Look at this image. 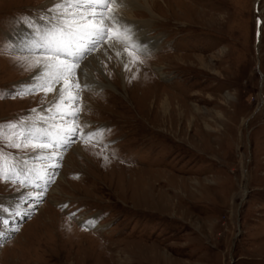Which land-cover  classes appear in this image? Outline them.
Returning a JSON list of instances; mask_svg holds the SVG:
<instances>
[{"label":"rangeland","instance_id":"rangeland-1","mask_svg":"<svg viewBox=\"0 0 264 264\" xmlns=\"http://www.w3.org/2000/svg\"><path fill=\"white\" fill-rule=\"evenodd\" d=\"M49 1L0 0V264H264V0H136L131 38L106 43L144 51L80 85L76 124L98 135L54 149L59 167L9 133L59 123L49 94L17 95L39 83L18 42L57 23Z\"/></svg>","mask_w":264,"mask_h":264},{"label":"snow or ice","instance_id":"snow-or-ice-1","mask_svg":"<svg viewBox=\"0 0 264 264\" xmlns=\"http://www.w3.org/2000/svg\"><path fill=\"white\" fill-rule=\"evenodd\" d=\"M114 4L124 6L125 0H62L50 10L58 14L57 23L46 28L39 39L30 45V50L38 51L45 58L43 62L45 72L43 77H39L37 85L23 89L17 95H32L41 91L45 96L55 93L57 99L46 109L48 112L55 109V115L48 119L54 120L59 116L61 120H64L66 117H71L75 126L53 125L56 129L53 134L48 130L41 133L39 129L24 131L22 129H26L27 125L12 124L9 127L10 136L13 140L20 141V143H14L13 147L31 146L33 150L49 152L47 157L38 158L54 159L57 156L54 149L75 143L71 137L79 134L92 140L98 135L95 132L84 131L79 124H75L82 110L77 106L80 101V80L85 75L81 64L100 45L110 39L115 43L124 44L125 37L131 38V32L121 23L122 18L113 8ZM51 19L49 18L50 23ZM135 51L143 52L144 49L141 46H134L132 51H128L129 56H132ZM37 63L41 61L37 60ZM73 92L75 95L72 94ZM33 111L36 110L33 109ZM41 111L45 109L42 108ZM40 119L46 118L41 116ZM53 135L56 138H53ZM3 161L4 154L0 153V180L8 181L12 177L3 167ZM52 166L59 167V164ZM19 182L24 183V181ZM89 223L90 226H94L92 222Z\"/></svg>","mask_w":264,"mask_h":264},{"label":"bare ground","instance_id":"bare-ground-1","mask_svg":"<svg viewBox=\"0 0 264 264\" xmlns=\"http://www.w3.org/2000/svg\"><path fill=\"white\" fill-rule=\"evenodd\" d=\"M62 0H50L48 2V5L50 6V8H54V6L58 3H61ZM144 2H147V4L151 5L150 3V0H144ZM145 6V5H144ZM113 8L116 10V12L118 13V15L122 18V21L121 23L124 25L126 22H130L131 20L134 19V14L135 13V8H137V3H136V0H125V4L124 6H117V5H113ZM149 8V7H148ZM111 11V9H110ZM150 11V10H149ZM130 25V23H129ZM43 32L39 31V32H36L34 33L33 31H30V32H27V33H23L22 36L20 37V42H18V47L20 49H24L25 51H31L33 52V50H30V45L31 44H28L26 42V37L27 36H32L33 38V42L37 39H39L40 35L42 34ZM156 41V40H155ZM155 41L150 43L149 42V48H151L152 46H154L155 44ZM146 46V45H145ZM119 53V55L117 54ZM180 57V56H179ZM35 58H38L40 60H43L44 62V58H41L40 56L38 57H34ZM108 59L110 58L111 61H117V66H121L122 69H125L127 68V66L129 65H132L134 66V63L135 61L132 60V58L129 56L128 52L124 51L123 49H121V47H117L115 44L113 43H106L105 45H103V47L101 48V50L96 53L93 57H91L89 60H87L81 67L84 69V73L85 75L81 78L80 80V85H82V83H85V84H90L92 85L93 87H96V82H94V79H93V70L97 69L98 66L100 65V62L102 61L103 62V59ZM128 69V68H127ZM139 65L137 64V72L139 71ZM45 72V69L43 68V64L39 65V69L36 73V76L37 77H43V74ZM124 76H125V73H124ZM35 84V83H34ZM99 88L100 85H98ZM97 88V87H96ZM98 89V88H97ZM73 95H75V92L72 93ZM67 95V93H66ZM49 100L50 103L45 107L47 109L48 106H50L52 104V102L54 100L57 99V96L55 93H49ZM78 106V105H77ZM79 107V106H78ZM45 109L44 111V114L46 115H50L51 117L55 115V109H53L52 112H48L47 110ZM58 118V125H63V126H75L73 124V121H72V118L71 117H66L64 120H61L59 116H57ZM51 122V121H50ZM75 124H76V121H75ZM44 129L50 131V129H47V127L43 126ZM40 130V129H39ZM55 130V129H53ZM55 132L53 131V134ZM54 138V137H53ZM81 139V138H80ZM59 148V147H57ZM56 148V149H57ZM82 148V146L80 145V149ZM56 152V151H55ZM40 155H49V152L48 151H40L39 152ZM57 156L56 158L54 159H47V161L45 162H40L38 164H40L42 166L45 165L47 167L49 166H52L54 164H59L60 161H59V156L62 155L61 152H56ZM53 167V166H52ZM51 167V168H52ZM35 169H40V168H35ZM43 171H40V173H42ZM50 180V178L47 179V181ZM29 193V192H28ZM27 193V194H28ZM42 193V192H41ZM41 193H37V195L41 196L42 194ZM44 193V192H43ZM29 196V195H28ZM89 222H92L94 224V221L93 219L90 221L88 220Z\"/></svg>","mask_w":264,"mask_h":264}]
</instances>
